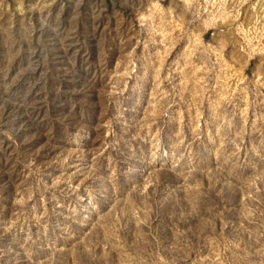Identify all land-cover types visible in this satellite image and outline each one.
I'll return each mask as SVG.
<instances>
[{
  "label": "rangeland",
  "instance_id": "obj_1",
  "mask_svg": "<svg viewBox=\"0 0 264 264\" xmlns=\"http://www.w3.org/2000/svg\"><path fill=\"white\" fill-rule=\"evenodd\" d=\"M0 264H264V0H0Z\"/></svg>",
  "mask_w": 264,
  "mask_h": 264
}]
</instances>
